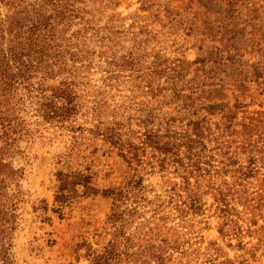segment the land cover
<instances>
[{
  "label": "rangeland",
  "instance_id": "rangeland-1",
  "mask_svg": "<svg viewBox=\"0 0 264 264\" xmlns=\"http://www.w3.org/2000/svg\"><path fill=\"white\" fill-rule=\"evenodd\" d=\"M21 1L0 0L1 17L13 13L7 3L18 5ZM71 1L75 4L74 15L58 25L57 33L68 40L63 41V47H67L56 59L59 65L37 73L32 82H41L50 95L52 88L72 81L80 94L81 112L64 125L51 124L43 121L28 100L22 106L20 118L30 124L34 138L23 141V155L13 159L14 166L25 169L12 248L18 264H89L88 247L102 251L113 239L122 222L111 218L115 207L111 197L102 193L80 195L65 206L62 216L53 211L58 171L90 173L101 191L122 188L127 183L133 170L120 151L101 135L106 127L119 124L123 142L139 145L146 130L181 131L197 105L209 99H229L231 103L236 96L246 99L250 103L249 113H240V123L243 118L259 119V113L264 112V94L259 93L255 84L249 83L245 91L228 85L221 94L208 85L203 87L204 75L196 71L198 64L193 62L219 43L204 38L200 16L197 21L201 28L189 29L198 13L195 10H205L200 3L191 10L190 0ZM252 1L264 5V0ZM208 16L211 20L218 17L215 11ZM247 43L241 41L239 47L249 49ZM200 45L204 46L203 51L199 50ZM164 64L181 65L190 74L175 83L157 72ZM232 70L228 67L220 77L230 80ZM183 85L186 86L182 88ZM191 86L200 87L194 95ZM175 89H184L181 100L174 95ZM260 119L264 120V116ZM211 120L217 135L215 123L221 121V116H212ZM218 141L208 143L209 148L223 149L215 153L204 151V159L211 164L203 167L209 173L202 170L201 175L195 172L190 178L194 185L198 182L207 191L199 213L185 211L186 197L181 189L185 184L174 167L162 172L149 165L140 168L147 187L121 209L128 210L123 218L125 230L146 254L144 264H154L151 257L158 252L164 254L165 264H264V230L259 229L264 225V205L253 210L254 216L251 210L233 201L243 217L239 221L245 230L243 237H223L219 232L223 220L210 189L231 180L224 175L219 162V154L226 149L222 139ZM262 166L260 163L255 177L240 187L243 198H255L256 206L261 204L259 195L264 191ZM175 184L183 198L171 192ZM253 218L258 220L257 225L252 224ZM83 244L86 246L82 247Z\"/></svg>",
  "mask_w": 264,
  "mask_h": 264
},
{
  "label": "trees",
  "instance_id": "trees-1",
  "mask_svg": "<svg viewBox=\"0 0 264 264\" xmlns=\"http://www.w3.org/2000/svg\"><path fill=\"white\" fill-rule=\"evenodd\" d=\"M208 1L204 3L203 0H190L189 4L191 10L196 3H200L205 9L203 12L195 10L198 13L195 22L189 27L190 31L194 27L201 28L197 21L200 16L204 38L219 43L208 51V54L193 62L198 64L196 71H201L204 75L203 87L208 85L209 88L215 89L217 94H221L228 85H236L245 91L249 88L248 84L252 83L260 94H264V5L253 3L252 0ZM7 4L14 10L6 18L0 15V264H18L12 248L18 219L16 211L23 194L21 182L25 177V169L14 166L13 159L17 155H23L24 148L21 143L34 138L30 124L20 118V111H24L22 106L28 100L44 122L64 125L80 114L82 105L80 94L74 89L72 81L52 88L50 95L46 94L47 90L42 88L41 82L36 83L38 86L32 82L37 73H43L49 67H58L56 59L67 47V44L63 47L64 38L57 33L58 25L74 15V2L72 4L71 0H22L18 5L14 2ZM214 11L218 17L211 20L208 15ZM241 41H247L249 49L239 47ZM199 50L203 51L204 46L200 45ZM228 67L233 68L230 80L220 77L221 73L227 72ZM158 71L159 75L164 74L175 83H180L190 74V70L181 65H165ZM199 88L191 86L192 95L197 93ZM23 90L26 92H22ZM182 90H174L177 100L182 99ZM197 106L198 109L193 113V117L187 119L184 129L165 133L160 130H146L139 145H126L123 142L119 124L106 127L102 131L104 139L120 151L133 170L122 188L101 191L96 187L90 173L62 170L57 172L59 185L55 195L54 212L62 216L63 209L72 199L80 195L95 196L102 193L114 201L112 220L122 222L116 228L113 239L102 251H92L88 247L86 257L89 264L145 263L146 254L136 247L134 236L125 230L123 218L128 210L121 209L123 204L147 187L144 185L145 180L140 169L145 165L153 169L159 168L160 172L174 167V172L180 174L185 184L181 187L186 197L183 200L185 211L194 214L201 212L207 191L200 187L198 182L194 185L190 178L195 172L201 175L202 170L209 173V170L203 167V164H211L210 160L204 159L207 156L204 151L223 149L222 146L209 148L208 143L213 140L220 142L218 140L222 139L225 145L226 150L219 154V162L223 165L224 175H228L231 180L225 181L221 186L214 185L210 189L213 190L218 204L217 210L223 220L219 232L223 237H243L245 230L239 224L243 217L233 205V201L237 200L246 210H251L254 216L256 215L253 210L264 205V191L259 195L261 204L256 206L253 204L255 198H243L240 190L245 181L259 172L260 163L264 168V120L260 119L264 112L262 115L259 113V119L246 121L243 118L240 123V113L248 114L250 103L239 96L235 97L234 103L229 99H209ZM200 112L204 114L199 116ZM215 115L221 116V121L215 123L217 135L212 129L211 120ZM238 126L242 129H238ZM24 156L28 160V156ZM210 158L214 156L210 155ZM171 192L178 197H184V194L177 192L176 184L171 188ZM251 222L253 225L258 224L256 218ZM259 229L264 230V225ZM151 259H154V264L166 263L162 252L156 253Z\"/></svg>",
  "mask_w": 264,
  "mask_h": 264
}]
</instances>
